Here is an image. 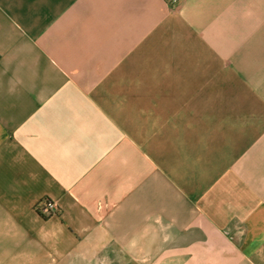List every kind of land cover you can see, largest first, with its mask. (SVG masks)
I'll use <instances>...</instances> for the list:
<instances>
[{
	"label": "crops",
	"instance_id": "crops-1",
	"mask_svg": "<svg viewBox=\"0 0 264 264\" xmlns=\"http://www.w3.org/2000/svg\"><path fill=\"white\" fill-rule=\"evenodd\" d=\"M0 264H264V0H0Z\"/></svg>",
	"mask_w": 264,
	"mask_h": 264
},
{
	"label": "built area",
	"instance_id": "built-area-1",
	"mask_svg": "<svg viewBox=\"0 0 264 264\" xmlns=\"http://www.w3.org/2000/svg\"><path fill=\"white\" fill-rule=\"evenodd\" d=\"M36 209L41 215L45 217L51 216L52 214L57 212L55 203L49 199H45L39 202V204H37Z\"/></svg>",
	"mask_w": 264,
	"mask_h": 264
},
{
	"label": "trees",
	"instance_id": "trees-1",
	"mask_svg": "<svg viewBox=\"0 0 264 264\" xmlns=\"http://www.w3.org/2000/svg\"><path fill=\"white\" fill-rule=\"evenodd\" d=\"M42 217H45V216H43V215H41Z\"/></svg>",
	"mask_w": 264,
	"mask_h": 264
},
{
	"label": "rangeland",
	"instance_id": "rangeland-1",
	"mask_svg": "<svg viewBox=\"0 0 264 264\" xmlns=\"http://www.w3.org/2000/svg\"><path fill=\"white\" fill-rule=\"evenodd\" d=\"M43 200H45V199H43ZM43 200H42V201H43Z\"/></svg>",
	"mask_w": 264,
	"mask_h": 264
}]
</instances>
